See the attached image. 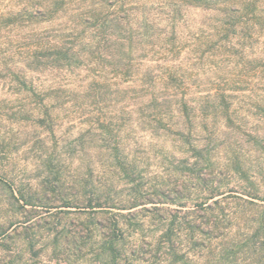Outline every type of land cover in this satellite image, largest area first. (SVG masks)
Instances as JSON below:
<instances>
[{
	"label": "trees",
	"instance_id": "1",
	"mask_svg": "<svg viewBox=\"0 0 264 264\" xmlns=\"http://www.w3.org/2000/svg\"><path fill=\"white\" fill-rule=\"evenodd\" d=\"M0 81L18 102L3 98L0 115L26 119L42 142L45 188L66 181L60 149L73 146L92 207L121 184L132 190L124 216L166 220L168 208L132 209L186 199V264L263 259L264 165L246 152L264 149V0H0ZM159 155L165 174L149 176ZM226 179L245 184L235 201L220 196ZM116 236L106 264H120Z\"/></svg>",
	"mask_w": 264,
	"mask_h": 264
},
{
	"label": "rangeland",
	"instance_id": "2",
	"mask_svg": "<svg viewBox=\"0 0 264 264\" xmlns=\"http://www.w3.org/2000/svg\"><path fill=\"white\" fill-rule=\"evenodd\" d=\"M11 91V85L0 81V101L9 98V103H4L9 107L18 104L12 100ZM28 124L23 118L0 115V152H7V157L11 158L9 165H14L7 176L11 184L0 175V264H106L110 261L106 242L114 234L122 249L118 258L120 264H186V224L180 222L188 208L185 198L174 200L176 195L172 194L165 202L147 201L132 209L140 211L143 206H156L162 209L154 212L166 217L164 208H168L173 216L169 215L166 220L157 215L155 221L150 220L153 210L124 216L122 214H128L130 210L121 209V205L131 196L132 190L130 184H121L107 193L99 191V194L103 193V206L92 207L91 201L96 200L94 190L74 183L75 176L89 174V170L82 162L83 156L73 146L60 149L62 159H65L60 169L68 176L66 181L55 190L47 189L40 182L48 173L41 164L38 146L42 142L33 137ZM76 126L70 129L75 131ZM34 142V148L30 149ZM232 153L222 151L221 156L225 158ZM246 154L256 159L255 164L264 165V149H247ZM164 160L161 155L151 159L147 168L149 176L165 174L168 164ZM228 181L226 179V184L221 185L220 189L225 193L220 196L235 201L232 197L243 195L245 184ZM154 184L155 180H152L145 186L153 187ZM20 189L29 196L30 204L19 200ZM183 193L186 194V190ZM145 213L149 214L143 216ZM114 221L123 225L122 232L115 230L113 233ZM171 228L170 235L166 234ZM173 241L174 248L171 246ZM156 249L158 252L154 254ZM134 250L136 252L132 254ZM206 264L217 262L207 261ZM235 264H264V257L258 262L251 258L243 260L241 254Z\"/></svg>",
	"mask_w": 264,
	"mask_h": 264
}]
</instances>
